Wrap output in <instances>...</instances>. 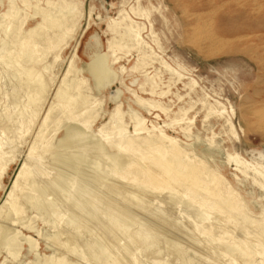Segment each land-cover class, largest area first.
<instances>
[{
  "label": "rangeland",
  "instance_id": "rangeland-1",
  "mask_svg": "<svg viewBox=\"0 0 264 264\" xmlns=\"http://www.w3.org/2000/svg\"><path fill=\"white\" fill-rule=\"evenodd\" d=\"M136 1L81 0L77 13L64 20L71 32L67 35L55 33L52 37L56 45L55 52L58 51L56 60H53V54L45 53L48 44L43 43V33L26 41V47L36 44L37 57L41 53L42 56L46 55L44 59L37 60L39 68H45L41 73L44 85L37 101L27 99L28 91L36 85L32 83L27 86L23 75H18L17 69H12L16 48H12L8 41L1 43L0 40V56L3 55L7 60L3 67L0 63V138L3 136L1 131L6 118L15 116L18 108H24V122L19 125L17 119L5 127L11 141H3L0 152L1 160L9 159L4 174L0 176V205L9 195L11 197L7 203L12 204L5 205L0 212V227L6 228L5 231L0 229V264H93L95 260L99 264H111L112 258L103 261L100 252L113 235L117 240L112 239L115 241L112 242V252L123 254L127 261L131 259L130 264H145V261L147 264H176L178 260L181 264H211L213 261L226 264V258L214 255L212 258L206 248L215 234L208 233L201 238L199 232L190 234V227L187 226L190 217L195 221L194 224H199V219H205V227H208L219 219L223 220L225 216L232 217L233 222L223 224L219 234L227 239L235 238L238 247L244 243L254 245L257 252L251 264H264V234L260 237L258 230L249 227L245 220L249 218L264 226V196L261 195V192L264 193V0H138L139 10L148 13L145 17L135 16L130 11V7L137 6ZM53 2L55 5H51ZM61 6V2L56 0H15L16 24L19 27L21 23L18 31L30 37L31 31L42 22L40 14L44 10L52 13ZM7 9L8 1L0 0V16ZM121 11L140 29V37L147 45L146 53L151 54L150 64L141 65L140 56L134 49L117 46L108 49L112 39L108 25L116 21ZM61 12L65 13V10ZM59 14L58 11L53 16ZM77 18L79 20L75 25ZM39 39L41 43H37ZM90 53H108L111 66L118 76L112 84L91 97L87 96L88 87L92 91L94 87L85 73L89 86L85 83L77 89L76 83H66L73 93L78 94L77 100L84 101L79 108L66 115L76 119L85 135L82 141L75 144L71 141L68 149L64 150L59 147L58 141L67 123L58 124L54 129L51 128L55 123L54 116L47 121L45 119L60 83L69 80L71 76L65 77L68 67L73 65L82 69L89 62ZM28 62L32 60L20 64L27 65ZM160 62L169 70L162 67ZM76 75L80 80L81 76ZM188 83H191V89ZM117 92L119 96L115 103L112 99ZM11 96H14V100ZM117 105L124 114L116 118L115 123H108ZM129 107L132 112L126 115ZM57 114L59 118L62 117L60 110ZM136 119L141 120L139 126L131 121ZM260 123L263 126H259ZM14 126H17L15 130ZM148 136L157 137L166 151L174 146L186 150L187 146L196 144L193 150L197 160L205 158L200 150L215 149L207 159L211 175L217 176V179L211 181L209 186L219 184L223 194L234 196V202L239 206L244 203V209L240 207V210H231L229 204L224 202L225 196L221 199L211 197L205 208L216 204V210L206 213L199 203L204 200L207 192H193L187 183L170 190L176 195L173 199H161L160 195L155 194L145 195L142 204L133 203V197L128 195L126 181L118 177L128 167L120 169L119 161L111 156L118 146L135 160L134 164L136 162L147 166L144 163L145 157L151 151H145L138 143ZM98 140L104 146L101 154L96 153L95 149ZM108 141L114 145L108 146ZM64 152L69 157H75L71 170H64L53 163V155ZM28 154L33 157L38 155L39 161L35 158L26 161ZM236 156L240 164L235 162ZM24 162L28 163V170L38 162L46 175L31 172L26 178L24 175L17 187L12 189ZM31 177L38 182L37 188H52L45 197L39 191L36 195L54 205L60 204V200L68 195V190L62 189L68 185L74 186L71 194L83 188L84 200H98L93 202L91 199L83 212L74 208L73 213L78 211L79 214L74 213L72 223L67 225L65 221L73 208L69 204L70 199L63 201L60 210L54 208L57 211H41L24 195L29 193ZM161 190L163 186L156 191L161 193ZM256 204L260 210L256 209ZM17 209L20 211L18 216L14 212ZM180 210L184 215L178 213ZM58 212L61 218H56ZM105 212L110 217H102ZM113 216H121L118 220L124 219L122 226L129 229V232L135 230L138 234H150L147 236L154 239L149 244L152 246L144 247L141 243L137 245L134 238L119 227L118 232H124L121 236L117 231L113 235L109 233L106 222ZM56 219L60 220L58 231L51 228ZM84 221L86 225H82ZM99 229L102 237L98 238L99 243L92 245V249L96 250H93L94 258L90 261L78 260L73 253L83 249V255L90 258L84 245L97 239L98 234L95 232ZM242 229L249 231V236H245ZM13 234L22 243L16 258L8 255L3 248L6 238ZM24 237H30L37 243L36 256L35 253H28ZM248 244L243 247L247 248ZM217 245V250L221 251L223 247Z\"/></svg>",
  "mask_w": 264,
  "mask_h": 264
},
{
  "label": "bare ground",
  "instance_id": "bare-ground-1",
  "mask_svg": "<svg viewBox=\"0 0 264 264\" xmlns=\"http://www.w3.org/2000/svg\"><path fill=\"white\" fill-rule=\"evenodd\" d=\"M7 1H8V9L6 10V12H4L0 16V18H1L0 40H1V43H5L6 41H8V43H10L9 45L12 48L13 47L16 48V50L13 53V58L15 59V61H13L11 63L12 69L14 71H15V69H17L16 71H17V73H19L18 75H23V77L25 79V84L27 86L31 85L32 83H33V85H36L34 87V89H31L30 91H28L27 99L30 101L31 100L37 101V96L39 95V93L43 89V85H44L43 79L44 78H43V76H41L42 75L41 73L45 69V68H43V70H42V68L41 69L39 68V66L37 64V60L44 59V57L46 55L42 56V53H41L37 57L35 55L36 44H34L31 47L30 46L26 47V41L29 40L30 38H33V36L36 37V36H38V34L43 33V38H42V40L44 41L43 43H45L46 45L48 44L47 50L45 51V53L48 55L53 54V60H56L58 51L55 52L56 45L54 44L52 37L55 35V33H60V34L62 33L63 35H67L71 32L70 28L64 23V20L67 16L72 17V16H74L75 13H77V10L79 9L80 4H81V0H56L57 2H61V4H62L61 8H59V10H57V8L54 9V11L52 13H50L47 10H44L40 14L42 22L40 24H38L36 26V28L31 31L32 34L30 37H27L24 33L19 32L17 29V28H19V29L21 28V23L19 24V27L16 24L17 10L15 7V0H7ZM23 2L26 3V1H23ZM48 4H50V3L48 2ZM136 4H137L136 7H130V11L132 12V14L135 16H140V17L141 16L142 17L147 16L148 15L147 11L141 12L139 10L138 0L136 1ZM51 5H55V3L53 2V3H51ZM62 10H65V13H62L61 12ZM18 11H19V9H18ZM58 11L60 12L59 16L58 15L53 16V13H57ZM78 20H79V18H77L75 20V25H77ZM135 25H136L135 22H133L127 16V14H125L122 11L119 12L116 21L113 20L108 25V29L112 33V39H111V42H109V44H108V49L114 48L116 46L118 48H122V49H124V48L134 49L136 51V53H138V55L140 56L141 65L146 66V65L150 64L152 61L151 60V54L148 52L146 53L147 45H145V43L142 41V38L140 37V29ZM49 30H51V33L49 32ZM193 30L194 29H192V31ZM44 31H45V33H44ZM198 35H200V34H198ZM201 36H202V34L200 35V37ZM195 37H196V35H195ZM202 39H203V37H202ZM42 40L39 39L37 41V43H41ZM195 40H196V38H195ZM196 41L198 42V40H196ZM29 59L32 60V62H28L27 65L20 64V63H22V61L29 60ZM6 61L7 60H5V57L3 55H1L0 56V63L2 65V67H3V63L7 64ZM160 65L162 67H164L166 70L168 69L166 67V65H164L162 62H160ZM2 67H0V70L2 69ZM84 73L86 75H88V77H90V79L92 81V85L94 87V90H93L94 92L92 91L91 87L88 84V79H86L84 77ZM70 74H71V76H70L69 80L68 79L63 80L62 83H60L61 85L59 86L58 90L54 94L53 102L49 108L47 117L45 119V121H47L48 118L54 116L55 123L52 124V126L49 124V126H51V128H54V129L57 128L58 124L62 125L63 123H67L65 125L66 128H65L64 134H63L62 138L58 141L59 147H61V149H64V150L68 149L67 146H69V143H71V141H72V144H75L76 142L82 141V139L84 138V135H85L83 128L81 126H79V124L76 122V119H73L72 117L71 118L67 117L69 112L71 113L73 110L79 108L83 104L84 101H81V100L78 101L77 100L78 94L76 92L73 93V90L66 83L68 81H70L71 84L76 83L77 89H80L83 84L87 83L89 86L88 91H87V96L91 97V96H96L101 90H103L105 88V86L112 84L118 76L117 72L111 66V60H110V56L108 53H103L101 55L95 54V53H90L89 62L82 69L76 68L73 65H70L68 67L66 74H65V77H68V75H70ZM76 74L81 76L80 80H78V76ZM0 80H1V78H0ZM188 87L191 89V87H192L191 83H188ZM118 96H119V92H117L116 95L112 99L113 101H115V103H117V101H118ZM12 97H14V96H11V99H13ZM119 108L120 107L117 105L116 108L114 109V112L110 115V120L108 123L113 124V123H115L116 118L122 117V115L124 113H121ZM23 110H24V108H22V109L18 108L15 116L6 118V121L4 123V128L1 131L3 133V136L0 138V152H1L2 146L4 145L2 142L6 141V142L10 143V141H11L8 138V134L6 135L5 127L7 125H9L10 123H14V121L17 119L19 121L18 124L21 125L24 122V118L22 116ZM58 110H60V112H61L60 116H62V117H60V118L58 116L59 114H57ZM56 111H57V113H56ZM131 112H132V110L129 107L128 111H126L125 114L130 115ZM251 112L255 113L254 111H251ZM262 112H264V111H262ZM260 114L263 115V113H261V110H260ZM260 114H259V116H260ZM63 118L65 120H63ZM262 118H263V116H262ZM131 121L134 123L135 126H139L141 124V120H139V119H136V121H134V120H131ZM48 122H47V124H48ZM257 122H258V120H257ZM248 125H250V124H248ZM261 125L262 124L260 123L259 126H261ZM16 128H17V126L16 127L14 126V130ZM67 131H69V133ZM130 141H131V139H130ZM128 142H126V143H128ZM72 144H70V145H72ZM101 144H102L101 141L98 140L97 147L95 148L96 153L98 152L101 154L103 152L102 147H104V146ZM107 144H108V146L114 145V143L111 141H108ZM138 144L145 151H149V150L151 151L150 154L145 157L144 163L147 166L141 165V164L136 163V162L134 164L135 160H133L131 157H129V155L124 152L123 148H120L118 146L116 147V152L111 156V157L115 158L117 161H119L120 169L123 168L124 166L128 167V170L126 172L119 174L118 177H120L121 179L126 181V185H127L126 188L128 189V191L130 193V194L128 193V195L133 197L132 198L133 203H136V204L144 203L145 200L143 201V197H145V195L153 196L156 194V195H160L161 199H167V198L173 199V197L175 198L176 195L174 193L170 192V190L175 189L177 187H180L182 184L187 183L193 192H197L199 194H201V192H207V195H206V197H204V200L202 199L199 203L200 208L206 213L207 212L210 213L213 209L216 210V204L205 208L206 207L205 205L208 204V201L211 197L214 199L215 198L221 199L223 196H225L224 202H227L229 204V207L231 210H240V207H241V209H244V207H245L244 203H240V206L238 204H236L235 203L236 201L234 202V200H235L234 196H232L230 194H227V195L223 194V190L219 184H217L214 187L209 186L211 181L217 179V176H215L213 174L211 175L210 164L208 163V159H209L208 156H210L214 152L215 149L209 148L206 150H200V153L205 158H202V160H197L195 157V153H194L195 150H193V147L196 144H194L193 146H187L186 150H182L181 148H176L174 146L170 151H166L165 148H163V146L159 143V140L157 139V137H155V136H148L146 138H142ZM61 152H63V151H61ZM57 154H59V153H57ZM133 156H135V154H133ZM80 158H82V157H80ZM2 159L3 160L0 159V162H1L0 163V176L4 174L5 167L9 164V159H4V158H2ZM32 159H34V160L37 159L39 161L38 155H37V157H33L31 154H28L26 161L27 160L29 161ZM73 159H75V157L73 155H70V157H69V155L65 152L63 154H60V155H53V163L58 165L60 168H63L64 170H71L72 165L75 163V162H73ZM81 160L84 161L83 158ZM235 162L237 164H240L238 156L235 157ZM27 164L28 163L24 162V164L20 167V169L16 175V179L13 182L12 189L17 187L18 182H20V180L23 179L24 175L26 178L27 176L31 175V172L36 171V172L41 173V175H43V176L46 175L42 166L38 162H37V164L35 163L32 166L31 170H28ZM78 165H80V164H78ZM155 170H159V171H161V173L159 172L157 174V173H155L156 172ZM80 175L82 176V174H80ZM37 185H38V182L36 180H34L33 177H31L30 178V184H29V187H30L29 193H26L24 195H25L26 199L31 201L32 205H37V208H40L41 211H44V212H46V211H48V212L49 211H52V212L57 211V209L54 210V208H58L60 210L59 206L62 207L61 205L63 204V201L70 199L69 204H71V206L73 208L71 210V213L69 212L70 214L68 215V218L65 221V223L67 225L72 223L74 213H77L78 211L83 212L84 208H86L85 206L89 205V202H91V199H93V198H91V199L89 198L90 199L89 201H88V199L84 200V198L82 196V193H84L83 188L78 189L77 193L75 191H72V194H71V190L74 186L68 185V187L66 186V189H65V186L62 187L63 191L68 190L67 191L68 195H66L63 200H60V204L57 203L56 205H54L53 202L49 203V202H47L46 199H44V197L47 196L46 194L48 193V190L51 187L49 188L47 186H40L37 188ZM162 186H163V190H161L162 192L158 193L156 190H158ZM37 191H39L42 195H44V197H42L40 195L38 196V194L36 195ZM60 191H61V189H60ZM261 195L264 196V193L261 192ZM10 197H11V195H9L7 200L2 205H0V212L2 211V209L4 208L5 205H7V204L12 205L10 203H7ZM97 200L93 199L92 201L94 202ZM150 204H152V203H150ZM256 205H257L256 209L260 210V206L258 204H256ZM74 208L78 211L73 213V211H75ZM14 212L18 216L20 211H19V209H17V210H14ZM59 212L57 213L56 218H61L59 215L61 212L63 213V211H61L60 213ZM178 213L180 215H184V213L181 210ZM219 213L221 214L222 211L221 212L219 211ZM78 214L79 213H77V215ZM108 214L109 213L105 212L102 214V217L105 218V217H107ZM242 215L245 217L244 214H242ZM119 217H121V216H119ZM119 217L116 218V216L115 217L113 216V217L108 219V222H106V223H108V226H109V228H108L109 233H112V235H113L114 232H116V231L118 232L117 227H119V228L124 229L123 230L124 232H128L129 236L134 238V240L133 239L132 240L134 242H136L137 245H139L141 243L142 246L144 245V247L145 246H148V247L152 246V245L149 246V244H151L154 241V239L152 237L150 238L147 236L150 234L143 233V232H140L141 234H138V232L135 230H132L129 232L128 231L129 229H125L122 226V224L124 223V219L122 221L120 219V221H121L120 222L118 220ZM123 218H124V216H123ZM190 218H191V220L187 219V226L190 227L188 232L190 234H196L197 232H199V236H201V238H204L202 236H205V234H208V233L215 234V236H213V238L210 241H208V245L206 246L207 250L210 252V254H212V256L214 255L217 258L221 257L222 259L226 258L227 259L226 264H251V259L253 258V255H255L257 252L254 245L244 243L243 246L248 244L247 248H244L243 246L238 247L236 245L235 238H228L227 239L224 236H222V234H219V232L222 231V227L224 226L223 224L228 223V222H233L232 217L225 216V218H223V220L219 219V220L215 221V223H213V224L211 223L210 225H208V227H205V225L207 224L205 222V219H199L198 220L199 224H194L195 221L192 220V217H190ZM5 219H8V218H5ZM245 220H246L247 224H249V227L252 226L255 229H257L258 230L257 234L260 235V237H263V234H264L263 224H260L256 221H251L249 218H245ZM8 221L6 220V222H8ZM179 221H181V220H179ZM9 222L15 223L14 221H9ZM82 223H83L82 225H84V224L86 225L85 221ZM263 223H264V221H263ZM98 226H100V225H98ZM59 227H60V220L56 219V221L51 225V228L54 229V231H58ZM1 228L2 227H0V229ZM2 229L5 231L6 228L5 229L2 228ZM27 229L35 230L32 227H27ZM91 229L93 231V228H91ZM100 230L101 229H99L97 232H95L98 234L97 239L95 238V240H93L92 239L93 237L91 238L94 242H92V243L90 242V243H87L84 245L85 249L89 253L88 256L90 258H86V256L83 255L84 249L80 250L78 252H74V253L71 252L77 257L78 260L80 259L82 261L83 260H85V261L89 260L90 261V260H92V258H94V251L93 250H95V248L92 249L93 248L92 245H93V243H96V242L99 243L98 238L102 237V233L100 232ZM123 231H120L118 233L116 232V233L119 236H121L124 233ZM35 232H37V231H35ZM242 232L244 233L245 236H249V234H250V232L248 231L249 232L248 233L246 229L245 230L242 229ZM1 233L4 234V232H1ZM15 234H13L12 236H9L7 238L5 237L6 240H5L4 245H3V248L5 249L6 253L13 258H16L22 249V243H21V241L18 240V238L16 237ZM146 237L148 238V241L146 240L147 239ZM113 238H114V240L116 239L114 237V235H113ZM23 239L26 242L25 244L28 245V248H27L28 253H33V254L35 253L34 256H36L37 255V252H36L37 243L30 237H24ZM112 239L109 240V242L106 245H104L103 248L101 247L102 248V251L100 252L101 260L104 261L106 259L112 258L111 264H130L131 259L128 261L126 259H124L122 252H121L122 255H120L119 253L115 254L112 252V246H113L112 242L114 241V240L112 241ZM24 240H22V241H24ZM100 240H102V239H100ZM56 242H58V241H56ZM98 243H97V245H98ZM217 244H219L223 247L221 251L217 250V247H218ZM114 247L116 248V246H114ZM125 248L126 247H124V249ZM142 250H143V248H142ZM154 250H156V249H154ZM152 252L154 253V251H152ZM88 253H86V254H88ZM126 256H127V253H126ZM147 256H145V257H147ZM214 256L212 258H214ZM49 259H50V257H49ZM49 259L47 258V260H49ZM141 260H143V259H141ZM146 260H148V259H146ZM179 262L180 261L178 260L176 262V264H181V262L180 263ZM142 263H144V262H142ZM93 264H99V261L95 260V261H93ZM145 264H147L146 261H145ZM211 264H221V263L217 262V261H213V262H211Z\"/></svg>",
  "mask_w": 264,
  "mask_h": 264
}]
</instances>
